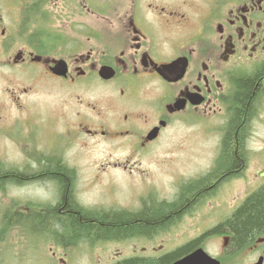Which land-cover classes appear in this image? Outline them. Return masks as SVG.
Returning a JSON list of instances; mask_svg holds the SVG:
<instances>
[{"label": "flooded vegetation", "instance_id": "obj_1", "mask_svg": "<svg viewBox=\"0 0 264 264\" xmlns=\"http://www.w3.org/2000/svg\"><path fill=\"white\" fill-rule=\"evenodd\" d=\"M59 62L64 68H58ZM0 65L25 69L28 80L23 84H57L72 100V119L53 137L64 153H54L58 146L51 147L38 162L56 160L73 170L72 197L78 205L88 209L77 198L78 168L66 159L68 137L83 146L87 138L123 141L138 154L152 151V145L176 122L201 124L208 132H218L213 163L201 177L209 180L225 154L224 141L235 115L236 81L264 67V0H0ZM256 121L264 124V89L245 128L241 171L210 180V193L249 168ZM38 162L30 172L42 169ZM38 181L55 188L56 202L59 186L51 177L33 176L18 184ZM263 186L264 182L253 192ZM251 193L207 195L181 218L151 234L75 244L53 239L49 264H180L186 260L189 264H264V233L237 246L231 234L215 231ZM177 197L139 196L128 205L88 210L135 214ZM219 207L224 211L197 216L201 210ZM30 208L18 202L11 217L9 212L1 214L0 264H13L4 250L10 243L15 248L24 245L20 214ZM45 208L26 213L34 215ZM194 219L199 223L183 228L186 220ZM9 220L17 226L11 231ZM192 242L187 251L159 261ZM200 250L211 259L202 258Z\"/></svg>", "mask_w": 264, "mask_h": 264}, {"label": "rangeland", "instance_id": "obj_2", "mask_svg": "<svg viewBox=\"0 0 264 264\" xmlns=\"http://www.w3.org/2000/svg\"><path fill=\"white\" fill-rule=\"evenodd\" d=\"M27 80L25 69L0 65V169L32 171L31 165L37 163L40 156L48 154L49 148L58 146L53 152L64 153L59 141H54L53 137L55 131L64 129L72 119V100L57 84L36 87L23 84ZM253 126L255 152L249 168L239 178H228L208 195L238 197L251 193L264 182V124L256 121ZM217 135V130L208 132L201 124L176 122L161 141L152 145V151L138 154L130 152L123 141L87 138L83 146L80 140L65 138L69 146L66 159L78 168V201L88 209L112 208L128 205L139 196H177L181 185L208 173L214 160ZM109 163H119L121 167L114 168ZM55 196V188L43 181L5 184L3 189L0 188V225H4L1 214L9 212L11 217V213L17 211L18 202L32 206L24 210L29 212L54 202ZM36 203L39 204L34 206ZM214 211L224 209L201 210L197 216L215 215ZM199 221L186 220L183 228L193 227L191 225ZM23 226L24 245L15 248L10 243L5 247L10 254L8 261L49 264L52 259L49 246L56 243L52 236L40 234L28 223ZM16 227V222L9 220V230Z\"/></svg>", "mask_w": 264, "mask_h": 264}, {"label": "trees", "instance_id": "obj_3", "mask_svg": "<svg viewBox=\"0 0 264 264\" xmlns=\"http://www.w3.org/2000/svg\"><path fill=\"white\" fill-rule=\"evenodd\" d=\"M234 95L235 115L224 141L225 154L219 166L207 177L193 180L181 187L179 197L171 202L156 203L139 213L98 212L88 210L73 200V170L60 161L40 159L41 170L35 173L20 169H0V188L10 182L20 183L33 176L51 177L58 183L56 202L46 205L43 212L21 213L24 223L30 224L40 234L47 233L57 242L75 244L82 241L123 238L137 233L151 234L157 229L167 227L182 214L190 211L212 190L209 181H216L221 175H235L242 169V144L245 128L257 105V97L264 89V67L255 75L240 77L236 81ZM216 232L232 235V243L240 246L256 234L264 233V186L251 196L235 211L226 222L215 228ZM194 242L178 248L175 252L159 260L174 258L187 251ZM118 264H130L121 262Z\"/></svg>", "mask_w": 264, "mask_h": 264}, {"label": "water", "instance_id": "obj_4", "mask_svg": "<svg viewBox=\"0 0 264 264\" xmlns=\"http://www.w3.org/2000/svg\"><path fill=\"white\" fill-rule=\"evenodd\" d=\"M58 67H59V68H62L63 66L60 64Z\"/></svg>", "mask_w": 264, "mask_h": 264}]
</instances>
